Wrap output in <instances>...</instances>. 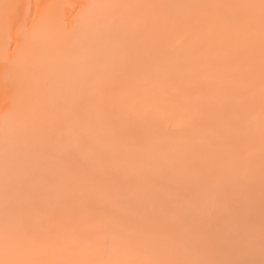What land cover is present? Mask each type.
Returning <instances> with one entry per match:
<instances>
[{
    "label": "bare ground",
    "instance_id": "bare-ground-1",
    "mask_svg": "<svg viewBox=\"0 0 264 264\" xmlns=\"http://www.w3.org/2000/svg\"><path fill=\"white\" fill-rule=\"evenodd\" d=\"M264 262V0H0V264Z\"/></svg>",
    "mask_w": 264,
    "mask_h": 264
},
{
    "label": "snow or ice",
    "instance_id": "snow-or-ice-1",
    "mask_svg": "<svg viewBox=\"0 0 264 264\" xmlns=\"http://www.w3.org/2000/svg\"><path fill=\"white\" fill-rule=\"evenodd\" d=\"M207 264H217V262H207ZM261 264H264V262H261Z\"/></svg>",
    "mask_w": 264,
    "mask_h": 264
}]
</instances>
